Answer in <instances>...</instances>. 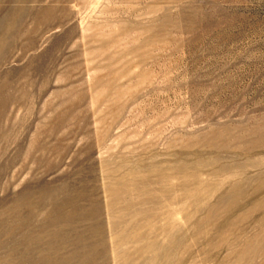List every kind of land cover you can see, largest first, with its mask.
<instances>
[{
  "label": "rangeland",
  "instance_id": "374dc122",
  "mask_svg": "<svg viewBox=\"0 0 264 264\" xmlns=\"http://www.w3.org/2000/svg\"><path fill=\"white\" fill-rule=\"evenodd\" d=\"M0 264H264V0H0Z\"/></svg>",
  "mask_w": 264,
  "mask_h": 264
},
{
  "label": "crops",
  "instance_id": "0c3cea01",
  "mask_svg": "<svg viewBox=\"0 0 264 264\" xmlns=\"http://www.w3.org/2000/svg\"><path fill=\"white\" fill-rule=\"evenodd\" d=\"M83 218H84V216H83Z\"/></svg>",
  "mask_w": 264,
  "mask_h": 264
}]
</instances>
